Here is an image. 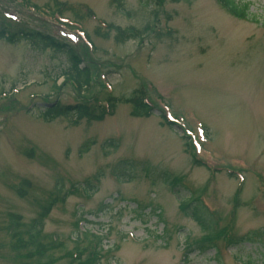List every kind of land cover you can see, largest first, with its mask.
<instances>
[{"label": "rangeland", "instance_id": "374dc122", "mask_svg": "<svg viewBox=\"0 0 264 264\" xmlns=\"http://www.w3.org/2000/svg\"><path fill=\"white\" fill-rule=\"evenodd\" d=\"M237 1L250 4L247 19L218 0H0L1 28L73 44L91 79L80 91L62 76L66 55L0 39V264H77L72 254L86 261L95 249L99 264L263 263L264 0ZM141 91L173 129L159 112L132 117L126 103L102 121L43 117L55 103ZM125 160L134 169L118 181ZM99 173L92 196L57 201L37 254L34 220ZM191 201L201 223L182 211ZM224 233L254 235L234 246Z\"/></svg>", "mask_w": 264, "mask_h": 264}, {"label": "trees", "instance_id": "16d2710c", "mask_svg": "<svg viewBox=\"0 0 264 264\" xmlns=\"http://www.w3.org/2000/svg\"><path fill=\"white\" fill-rule=\"evenodd\" d=\"M218 1L232 16L239 19H247L249 17L250 4L244 3L241 5V3L237 0ZM0 39L6 40L10 44H18L22 41H27L33 48L37 50H52L54 53L66 55L70 63V67L67 72L62 74V76L67 77L68 81L73 82L80 91L85 88L87 89L90 86V71L87 69V66L82 65L83 63L81 64L82 60L78 56L76 47L68 43L59 41L53 36L25 28L10 29L4 26L2 28L0 27ZM121 103H126L131 106V116L135 118H149L153 116L157 111V107L148 100L146 92L141 91L130 98L119 99L117 97L110 96L104 102V104L95 105L91 102H83L75 105L65 106L57 104L56 106L46 109L43 117L44 120L48 122L57 117H65L70 119L74 124H77L83 120H87L88 122L102 121L106 117L112 116L115 113L116 106ZM159 112V116L162 119V124L168 126L170 129H173L174 124L167 121L166 116L163 112H161L160 110ZM90 143L85 144L81 147L79 153L80 156L89 152ZM111 144L114 147H118L120 143L118 141H114ZM134 165L135 164L133 161H121L113 173L114 177L117 180H121L123 177H127L128 171L133 170ZM101 176L102 174L99 173V177H95L93 181H90V178L88 179V181H84V183L72 184V187L69 191L62 194V196H55L54 200L49 202L46 209L42 213H40V216L37 219L34 220L32 226L29 227L27 234L30 235V239L34 241L37 254L44 255L46 251V249L42 246L40 239L42 237L45 219L47 218L57 201H59L60 198L62 201H64L67 197H70L71 195L79 192L87 196H92L98 190ZM131 179L132 177L129 178V180ZM165 180L170 183L174 189L183 185L180 179H178L177 177H172L168 173H166L165 175ZM60 187L57 189L59 193H62L63 190ZM181 208L187 216L193 217L198 223H201L202 205H197L195 204V202L191 201L190 203L188 202L182 204ZM225 235L230 245L233 244L234 246H238L243 243L252 242L251 236H253L254 234L252 233L248 237H241L238 240L230 238L227 234ZM207 239L211 241L209 238ZM24 243L26 242H23V245ZM82 257L83 251L79 250L75 255L72 254L69 258H72L75 262H77V264H99L102 259V255L96 249L91 253L86 261H82ZM38 264H45V262ZM46 264H54V259L50 258L49 261H46ZM244 264H253V262L252 260H249ZM262 264H264V261Z\"/></svg>", "mask_w": 264, "mask_h": 264}, {"label": "water", "instance_id": "95a60500", "mask_svg": "<svg viewBox=\"0 0 264 264\" xmlns=\"http://www.w3.org/2000/svg\"><path fill=\"white\" fill-rule=\"evenodd\" d=\"M54 105H56V103H55V104H53V105H48V107H47V108H51V107H53Z\"/></svg>", "mask_w": 264, "mask_h": 264}]
</instances>
